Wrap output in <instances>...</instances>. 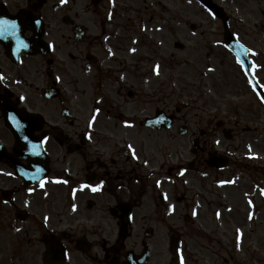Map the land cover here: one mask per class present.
<instances>
[{
    "label": "flooded vegetation",
    "instance_id": "flooded-vegetation-1",
    "mask_svg": "<svg viewBox=\"0 0 264 264\" xmlns=\"http://www.w3.org/2000/svg\"><path fill=\"white\" fill-rule=\"evenodd\" d=\"M171 13L159 0H0V19L15 22L0 25V264H159L161 225L186 256L187 228L222 243L230 223L239 235L262 216L264 167L240 141L251 128L202 100L224 83L217 60L205 54L198 87L180 66L165 78L173 66L164 73L159 50L182 36ZM232 32L263 73L264 50ZM6 121L27 141L18 145ZM213 154L228 168L210 169ZM230 192L259 208L256 217L242 224L220 210L208 224ZM244 233L223 262L263 264L264 249L245 245Z\"/></svg>",
    "mask_w": 264,
    "mask_h": 264
},
{
    "label": "rangeland",
    "instance_id": "rangeland-1",
    "mask_svg": "<svg viewBox=\"0 0 264 264\" xmlns=\"http://www.w3.org/2000/svg\"><path fill=\"white\" fill-rule=\"evenodd\" d=\"M213 1L223 7L228 14L230 19L229 25L232 31L237 28L243 40H248V43L252 46L255 44L257 50H264V0H256V2L255 0H235V3L234 0ZM159 2L160 7L164 6L171 10V16L173 14L176 18V27L174 28L182 33V36L178 35L175 39L169 40L168 38L167 40L170 43H168L167 47L161 49V51L159 50V53H163V58L161 59H163L164 73L166 68L173 66V71L166 72L165 78L170 74H174L175 71H178L177 67L180 66L182 80L189 81L192 86L198 87L203 82L200 72L206 64L205 54H209L212 58L216 59L217 63L221 66L219 75L224 78V83L217 82V87L213 95H207L202 100L208 106L217 107L224 113H237L238 121L244 124L241 127L248 126L251 128V133L241 135L240 141L246 147V151L250 155L254 166L264 167V104H261L251 92L250 86L238 64L227 54V50L218 43H215L217 40H222L223 27L220 21L212 18L193 0H159ZM236 2H238L239 6ZM191 25L196 27L195 33L190 31L189 27ZM258 36L262 37V40L259 42L254 41V38L257 40L260 39ZM173 42L181 45L183 48L180 49L173 46V44L171 45ZM203 60L205 61L204 63ZM187 64L188 66L186 68ZM182 70L185 71L183 72ZM261 72H256L255 75H257L258 80L264 86V71L263 73ZM203 88H199L198 92L201 91L207 94L206 84ZM166 143L168 144V141ZM233 145L235 144H231V146ZM255 148L258 151L254 152ZM222 176L226 181L233 177V173L226 171ZM192 183L197 185L194 178L192 179ZM191 190L195 191V188L193 187ZM215 194L217 193L215 192ZM227 197L224 201H229V206L225 204L226 208L224 209L219 207L210 209L208 224L213 225V221L217 219V213H220V210L224 215H228L229 213L232 216L236 214L241 215L242 224L245 222V218L247 220H253L252 217H256L255 213L259 211V208L249 203V200L248 203L246 201L240 202V200L234 199L232 192ZM234 203L236 204L235 208ZM249 208L251 211L246 213L245 209ZM248 213L251 216H248ZM172 221H174V218H172ZM255 221L256 223L251 227L246 222L245 227L239 229V235L247 232L244 233L243 243L245 245L248 242L250 244L253 243L251 249L257 252V254L259 253L260 256V254H263L262 251L264 249V243L262 242L264 241V211L262 216L255 218ZM177 225L184 226L182 218H178ZM193 230H196L195 226L187 228L184 232L185 237L183 238L181 249L186 253V256L182 254L186 264H231L223 261L224 259L230 260V253L234 248V240L239 236L238 234H234V226L232 223H230V229H226L227 231L223 232L221 236H215L221 239L222 243H218L213 239L212 242H206L203 239V236L207 234L206 232L195 233ZM208 234L211 235L209 232ZM156 236L158 240L157 260L159 264H169L171 258L168 252L170 234L161 225ZM240 253L243 260L248 262L246 260L248 254H243L244 252ZM262 262L264 264V260Z\"/></svg>",
    "mask_w": 264,
    "mask_h": 264
},
{
    "label": "water",
    "instance_id": "water-1",
    "mask_svg": "<svg viewBox=\"0 0 264 264\" xmlns=\"http://www.w3.org/2000/svg\"><path fill=\"white\" fill-rule=\"evenodd\" d=\"M198 3H200L207 11L208 13L216 18H219L224 26V42H225V46L228 50H230L235 57L237 58V60L241 61L245 66L243 67V71L244 74L246 75L248 81H252L251 87L253 88L254 85L256 84V80L253 77L252 74V67L251 64L247 58V50L241 46L238 41L235 39V37L229 32L228 30V26H227V16L225 15V13L223 12V10L217 6L215 3H213L212 0H195ZM241 64V63H240ZM256 92L262 93L261 87H256L255 89ZM7 127L10 128V130L13 132V134L15 135V138L17 140V142H19V140H21V138L23 137V132L14 127L10 122L6 123ZM209 162L211 165L212 163H215V161L212 159H209ZM222 163V162H221ZM226 165V164H225ZM224 164L220 167L225 166ZM171 251L174 252V242L173 240H171Z\"/></svg>",
    "mask_w": 264,
    "mask_h": 264
},
{
    "label": "snow or ice",
    "instance_id": "snow-or-ice-1",
    "mask_svg": "<svg viewBox=\"0 0 264 264\" xmlns=\"http://www.w3.org/2000/svg\"><path fill=\"white\" fill-rule=\"evenodd\" d=\"M60 2L63 4V3L66 2V0H60ZM8 23H11L12 27H15V22H14V21L9 22V21H6V20H3V19H0V25L8 24ZM133 51H134V49H133ZM248 51L251 52L252 55H255V54H256V53L253 52L251 49H249ZM110 54H111V53H110ZM237 62H238V63H241V67H242V68L245 66L241 61L238 60ZM158 69H159V66H158V65L154 67V71L156 72V74H159ZM209 70L211 71L212 69H209ZM0 79H3V77L0 76ZM56 79L59 80L60 78L57 77ZM249 83L252 84V81H249ZM256 87H260L258 82H256V84H255L254 87H253V90H254V91H255ZM257 95H260V93L258 92ZM21 99H23V97H21ZM261 102H264V97H262ZM95 111L98 113V112H99V109H96ZM94 119H95V117H93V120H94ZM89 126H91V123H90ZM24 139H25V141H27L28 137H24ZM46 139H47V138L45 137V140H46ZM217 143H219V142L217 141ZM129 149L132 151L133 158H134V159L138 158V157H136L135 149L132 147V145H129ZM37 171H39V169H37ZM181 174H183V173H181ZM158 183H159V182H158ZM41 187H43V182H41ZM92 190H93V191H96L97 188H96V187H93ZM29 191H31V189H29ZM260 192H261V195H264V189H260ZM6 203H7V202H6ZM249 203H251V202H249ZM171 210H172V206L169 207V211H171ZM217 215H219V214H217ZM44 220H45V222H47L48 217H44ZM17 231H19V229H17ZM237 232L239 233L240 230L237 229ZM237 239L239 240V236L237 237Z\"/></svg>",
    "mask_w": 264,
    "mask_h": 264
}]
</instances>
